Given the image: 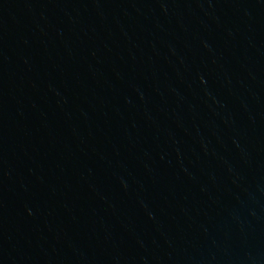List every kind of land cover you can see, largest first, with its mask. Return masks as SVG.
I'll return each mask as SVG.
<instances>
[{
    "label": "water",
    "instance_id": "obj_1",
    "mask_svg": "<svg viewBox=\"0 0 264 264\" xmlns=\"http://www.w3.org/2000/svg\"><path fill=\"white\" fill-rule=\"evenodd\" d=\"M0 264H264V0H0Z\"/></svg>",
    "mask_w": 264,
    "mask_h": 264
}]
</instances>
